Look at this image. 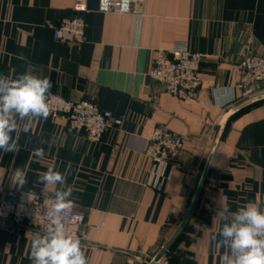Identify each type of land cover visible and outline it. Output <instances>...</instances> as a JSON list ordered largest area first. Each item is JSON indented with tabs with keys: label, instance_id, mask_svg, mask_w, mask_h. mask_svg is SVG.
<instances>
[{
	"label": "crops",
	"instance_id": "crops-1",
	"mask_svg": "<svg viewBox=\"0 0 264 264\" xmlns=\"http://www.w3.org/2000/svg\"><path fill=\"white\" fill-rule=\"evenodd\" d=\"M84 4L80 10L76 0H0V75L33 71L50 79V92L92 99L122 124L92 141L63 117L28 121L29 132L13 134L20 151L0 152V187L53 196L54 186L39 184V174L68 169L74 208L89 233L81 242L87 264H144L184 218L223 118L247 99L239 62L249 50L264 55V0H132L125 13L100 12V0ZM79 15L83 42L55 36L64 19ZM181 41L203 53V83L192 100L149 73L156 55ZM224 87L231 99L217 106L213 93ZM156 126L182 134L177 158L154 163L145 154ZM38 147L42 159L34 155ZM17 168L26 173L22 185L12 180ZM249 202L264 210V100L230 118L196 209L158 264H219L225 250L211 239L222 227L217 213ZM42 233L0 222V264H32L31 243Z\"/></svg>",
	"mask_w": 264,
	"mask_h": 264
},
{
	"label": "built area",
	"instance_id": "built-area-1",
	"mask_svg": "<svg viewBox=\"0 0 264 264\" xmlns=\"http://www.w3.org/2000/svg\"><path fill=\"white\" fill-rule=\"evenodd\" d=\"M76 3L78 9H85V0H76ZM54 32L63 41L80 43L86 37V23L80 15L66 18L55 27ZM202 59L203 53L193 50L187 41L177 42L169 52L160 51L156 55L149 73L171 94L192 100L203 83ZM239 70L238 86L242 97L248 98L264 92L263 54L246 51L239 62ZM47 102L50 108L49 117L65 118L71 130L86 135L92 141H99L106 130L113 125H121L123 121L121 116L111 109L100 107L92 99L69 98L50 92ZM183 148L182 134L167 127L156 126L148 139L145 154L154 163H162L177 158ZM0 192L1 223L28 224L39 231H45L48 226L47 212L53 196L21 188L5 189L2 186ZM62 223L81 242L88 241L89 233L83 213L73 207L63 214Z\"/></svg>",
	"mask_w": 264,
	"mask_h": 264
},
{
	"label": "clouds",
	"instance_id": "clouds-1",
	"mask_svg": "<svg viewBox=\"0 0 264 264\" xmlns=\"http://www.w3.org/2000/svg\"><path fill=\"white\" fill-rule=\"evenodd\" d=\"M131 5L132 0H100L99 11L107 13L116 8L125 13ZM51 88L49 78L33 71L27 70L11 79L0 75V152L18 153V135L13 134L27 133L28 121L48 117L47 97ZM213 95L217 106L222 107L230 101L231 90L224 87ZM33 152L37 159L45 156L43 147ZM67 171L62 173L49 167L38 176L37 182L45 187L54 186V192L47 212L48 226L31 243L32 264H87L81 240L70 234L62 223L63 214L75 207ZM12 177L15 184L26 183L24 169H15ZM217 215L222 218V227L211 239L216 247L225 250L219 264H264V210L249 202L234 212L224 208Z\"/></svg>",
	"mask_w": 264,
	"mask_h": 264
},
{
	"label": "water",
	"instance_id": "water-1",
	"mask_svg": "<svg viewBox=\"0 0 264 264\" xmlns=\"http://www.w3.org/2000/svg\"><path fill=\"white\" fill-rule=\"evenodd\" d=\"M264 100V92L262 93H258L256 95H253L251 97H248L247 99L243 100L241 103H239L238 105L234 106L233 108H231L228 113L225 115V117L223 118L217 135L215 137L214 143L211 147V150L209 152V155L207 157L206 163L203 167V170L201 172L198 184L195 188V191L193 193L189 208L184 216V218L182 219V221L180 222V224L178 225L177 229L175 230V232L172 234V236L168 239V241L162 246V248L151 258L148 260L144 261V264H158L161 259L164 257L165 253L171 248V246L174 244V242L177 240V238L180 236V234L182 233V231L184 230V228L186 227V225L188 224L191 216L193 215L198 200H199V196L201 194L207 173L209 171L211 162L213 160L214 154L216 152V149L218 147L219 142L221 141V138L224 134V131L226 129V126L230 120V118L235 115L236 113H238L239 111L243 110L244 108L255 104L257 102L263 101Z\"/></svg>",
	"mask_w": 264,
	"mask_h": 264
}]
</instances>
